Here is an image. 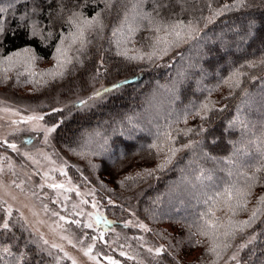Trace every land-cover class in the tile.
<instances>
[{"label": "trees", "instance_id": "trees-1", "mask_svg": "<svg viewBox=\"0 0 264 264\" xmlns=\"http://www.w3.org/2000/svg\"><path fill=\"white\" fill-rule=\"evenodd\" d=\"M39 2L42 0H0V7L14 5L4 15L16 19L22 12L29 11L34 3ZM164 2L169 6L162 9L157 16L154 11L156 0H118L108 10H105L103 0H88L86 7L83 6L82 0H64L68 7L74 3H81L82 6L75 10L82 12L87 19H92L97 12L101 13L100 20L104 27L101 30L97 26L85 33L90 43L85 48L73 52L74 60L67 66L62 77L49 82V85L41 90L26 84L27 93L38 96L46 90L50 91L53 86H74L77 80L79 82L75 86L84 85L89 73L101 68L103 61L111 73L122 76L125 74L128 75L125 78L135 80L122 85L120 90L123 91L122 94H112L105 103L95 108L96 110L91 108L77 110L64 117V123L54 135L55 146L58 149H65L67 153L72 150L78 151L79 148L85 147L87 136L97 137L92 149L98 151L99 146L104 145L106 152L95 158L99 163L95 170L97 178L109 186L113 185L115 190L134 197L139 201L140 208L141 205L148 206L152 197L160 195L169 186L170 180L177 178V175L173 177V166H176V174H179V170L189 163L190 158H192L190 162L198 166L197 170L203 168L207 172L217 173L214 174L215 180L212 183L208 182L202 194L209 193L210 190L215 192L218 188L223 189L233 184L245 187L246 179L255 173L259 179L250 181L253 184L250 196L260 197L264 194V171H258L264 169V65H260V61L264 60V0H244L243 6L235 7L216 17L212 23L207 24V27L201 17H210L213 15L212 9H219L225 3L235 4L237 0H180V3H176V0H164ZM45 7L47 8V5ZM55 9L56 5L53 4L49 12H54ZM125 9L129 10L130 15H136L137 20L140 16L150 14L157 19L162 18L167 23H174L177 20L185 24L192 22L199 29V35L191 39L180 51L179 47L172 48L159 63L128 60L116 54L111 42L112 30L120 23V17L123 16ZM49 12L38 17L45 25L49 24L48 19H45ZM50 28L54 33L53 38L47 41L46 46L41 45L35 49L38 57L36 64L41 69H45L53 59L56 45L62 35L75 31V28L69 25L61 26V22L52 24ZM153 35V29L148 22L141 21L138 30L131 37L130 45L148 52L151 50L147 47L149 38ZM26 43L23 35L15 40L9 39L0 48V64L12 50L19 49ZM248 62H255L257 67H242ZM237 69L247 75L233 77V80L239 79L240 86L230 88L224 81ZM252 77L257 79L253 81ZM158 83L164 86L173 85L176 96L167 94L170 97L168 96L166 101L164 116L156 118L151 132L133 130L137 124H141L143 115L144 119L147 117L145 107L148 95ZM202 105H207L208 110H202ZM197 112L200 115H196ZM201 116H206V119L202 120ZM169 124L178 126V129L192 128L197 131L203 126L208 131L200 135L197 132L189 133L187 136L180 135L175 141V147L189 141L202 143L194 144L187 156L175 161L168 169L158 170V174L151 176L147 174L131 176V172L151 169L163 162L165 154L157 155L156 150L150 149L149 145L156 142L157 130L163 131ZM213 138H218V141L215 145H210L209 141ZM77 151L76 154L82 159L88 157L78 154ZM154 175L159 178L157 183L152 185V180L157 179ZM121 181L122 183H119ZM116 197L121 199L117 194ZM191 203L190 200H184L179 206H182L181 208L169 211L171 213L163 211L161 223L175 222L177 226L175 233L159 228V233L165 235L171 243L164 254L168 260L163 259L160 264H170L171 257L168 256H175L176 250L180 252L200 250L201 264H207L215 256L214 252L209 251L212 240L202 235L200 231L204 224L201 213L209 206L195 207L194 210ZM187 206H190L192 211L185 217L181 211L188 210ZM226 211L223 207L222 214H226ZM215 213L222 220V215L217 211ZM12 231L20 237L18 244L23 248L24 241L30 239L28 233H22L19 227L13 228ZM244 235L231 239V244L234 245L240 239L244 240L246 238ZM6 242H12L11 235ZM24 250L34 260L36 259L34 246ZM12 251L16 252L17 249L13 247ZM241 258L244 259V264H264V229L261 236L258 234L257 239L243 250ZM11 259L4 254L0 264H7ZM43 264L55 263L52 257L45 254Z\"/></svg>", "mask_w": 264, "mask_h": 264}, {"label": "rangeland", "instance_id": "rangeland-1", "mask_svg": "<svg viewBox=\"0 0 264 264\" xmlns=\"http://www.w3.org/2000/svg\"><path fill=\"white\" fill-rule=\"evenodd\" d=\"M134 16L136 17V15H130L129 13V19L124 24L123 31L118 33L116 37L112 35L111 42L115 47L116 54L118 49L115 40L121 41L120 51H124L125 48L132 50L129 51V55L135 54V50L138 49L130 45L132 41L131 37L136 31L129 32V25L133 28H138L139 23H141V21L137 23L139 19L134 21L132 19ZM70 32L72 31L66 32L62 37L68 36ZM190 40L181 43L178 46V51L182 50ZM125 41H127V43H125ZM78 46H80L79 43L73 45L71 50L72 53H68L72 60H74L75 56L73 52L77 51ZM172 59L173 57L171 60ZM159 61L160 60H156L154 62L159 63ZM54 64V59L51 60L45 69L38 68L36 60L29 64L15 63L10 66L9 62L4 59L0 64V201H6L5 207L11 205L13 209H19L20 212H23L30 228L33 230L38 228L39 232L44 234L50 244L57 243L62 245L64 251L73 257L77 264H108V261L104 259L105 256H111L119 260L121 264H160L163 259L168 260L164 254L155 256L154 252L152 255L147 252L148 248H153V250H155V248L164 246L167 250L168 247L171 246L167 237L159 233V228L167 229L170 233H175L177 224L168 221L161 223L163 220L161 219L163 217V211L166 213L181 208L182 206H179L184 200H190L192 202L191 205L194 206V210L195 207L207 208L204 200L207 196L212 195L213 192L210 190L209 193L202 194V191L207 188L208 182L211 181L212 183L215 180L214 174L217 173L207 172L203 168L197 170L198 166L196 167L193 162H190L192 161V158H190L189 163L179 170V174H176V166H173V177L177 175V178H172L169 186L164 189L160 195L156 194L152 197V201H150L148 206L143 207L141 205L140 208L139 201H136L134 197L115 190L113 185L109 186L106 182L97 178L95 170H97L96 168L99 163L95 158L106 153L104 145L99 146L100 148L98 151L92 149L96 144L97 137L87 136L85 147H81L82 149L79 148L78 151L72 150L67 153L65 149L60 150L55 146L54 135L57 130L50 135L49 142L45 144L43 135L38 131L31 130L33 129V125L36 124L35 121L29 123H12V121H21L23 117L29 115H44L45 113L51 112L52 108L63 109L62 112L57 113L55 116L45 117L47 125L51 126L52 123L67 117L70 113L89 108L97 109V107L105 103L107 98L112 94L120 95L123 93V91H120L122 89L121 87L105 93L101 98L89 99L95 91L111 87L112 84L120 83L125 80L128 82L135 80L130 77L125 78L128 76L125 74L123 76L115 75L110 72L111 70L109 68L102 64L101 68L94 69V71L89 73L84 85L82 84L79 87L75 86V84L79 82L77 80L74 86L71 87L58 85L53 86L54 88L52 87L50 91L46 90V92L38 94V96L28 94L26 84L41 90L46 88L49 82L55 81L61 77L56 76L53 78L46 74V70L52 69ZM5 69L8 70L5 71ZM63 71H65V69ZM32 73H41L42 75L33 76ZM122 85L124 84H121V86ZM167 94L170 96L174 94V96H176L175 87L173 85L164 86V84L158 83L151 94L148 95L149 99L145 107L147 117L144 119L143 115L141 124H137L133 130L151 132L154 128L153 123L157 121L156 118H163L164 116L166 101L170 97L169 95L168 97ZM150 98L158 100L151 101ZM81 100H85L87 103L85 105H80ZM145 120L148 122H145ZM160 122H162V119ZM39 123L44 124L45 122L40 121ZM172 127L173 129H178V126ZM4 140H7L8 143H15L17 145V150L13 151L8 148L7 145H4ZM180 147L181 146H177V148ZM76 151L78 154L84 156L88 155V157L82 159V157L76 154ZM188 154L189 149L178 151L173 157L172 162L168 164L165 169H168L175 161H179L178 159L181 157L183 159ZM29 157H31V159H29ZM53 161H55V163H52ZM54 168L66 171L67 177L60 175L59 171L55 173L50 172V169ZM151 169H156V166ZM44 172H49L50 177L54 176L55 182L65 183L66 187L74 185L79 186V191L85 194L83 198L87 199L89 204H81V197L77 196L75 192L65 193V195L70 197V200L67 202V211H64L60 204L51 203L50 198L55 196L54 190L46 187L41 190L37 187L43 182L42 175ZM201 172L211 176L212 179H203L202 181L195 180L194 177L201 175ZM37 173H39V175ZM130 174L131 176H135L136 174L146 173L144 170H137ZM153 174H158V170ZM69 177L71 178L70 184L68 183ZM154 177L157 179L156 181L152 180V185H155L159 178L157 175H154ZM85 178L87 179L85 180ZM49 182L53 181L50 179ZM16 185H21V187L18 188ZM90 191L94 193L92 196L87 195ZM33 192H36L37 196L43 198L42 202L48 204L50 210L59 211L61 215L66 216L69 220L81 219L85 222H89L90 220L87 216L75 217L71 215L72 204H76L79 206L76 211L83 209L85 212H99L105 220L111 221L112 223H101L97 226L94 223V218H92L91 222L94 223V228L82 229L77 228L73 224L65 223L64 221L57 222L56 217H51L50 213L46 214L43 211L41 199H38L37 196H33ZM45 194H47V196H45ZM116 194L121 196V199H118ZM258 198L259 196H250L247 198V210H237L236 216L231 217L232 220H247L253 208L257 206ZM93 199L98 201V207L96 209L91 207V201ZM109 199L113 201L112 205L108 204ZM61 200H63V197H61ZM222 208V204H218L214 206L213 210L222 215V220L220 221L227 225L230 213L222 214ZM191 211L192 208L189 206L188 210L185 209L181 211V213L186 217L190 215ZM33 212L38 215L34 216L32 214ZM15 215L16 213L14 212V216ZM40 220H43L44 223H38ZM128 221H132L133 223L128 224ZM261 221H264V215H261L251 228L244 229L242 234L238 232L234 237H240L245 234L244 237L246 238L244 240L240 239L232 245L230 241L234 238H229L227 243L231 246L226 250L218 248L221 255L218 257L215 254L213 259L207 262V264H235L234 261L229 260V257L234 253L238 255L240 264H244L245 261L241 258L244 249L239 250V246L246 243L253 235L258 236L259 234V236H261V232L264 229V223H261ZM136 222L144 223L150 231H143L136 227ZM259 224L261 225L258 227ZM220 231L222 232L223 229ZM83 232H87L89 237L93 235L99 236L100 233H103L106 243L97 240L91 253L92 256L96 257L95 260L90 259L84 254L88 246L93 244V241L90 238L83 237ZM36 235L38 236L39 233H36ZM62 236H67L73 243L69 244L67 240L61 239ZM134 237H142V239H134ZM31 238L32 237H30V239ZM221 239H223V237H221ZM81 240L83 241L82 243L80 242ZM73 245H75V247ZM120 251H125L129 255L135 256L136 259L127 260L125 257H121L119 255ZM52 252V260L56 264L55 257L57 255L63 257V253H60L57 249H53ZM200 254L201 251L198 249L187 250L185 252L176 250L175 256H168L171 257L169 263L201 264L199 259ZM62 262L71 264V261L67 259H62L60 264Z\"/></svg>", "mask_w": 264, "mask_h": 264}, {"label": "snow or ice", "instance_id": "snow-or-ice-1", "mask_svg": "<svg viewBox=\"0 0 264 264\" xmlns=\"http://www.w3.org/2000/svg\"><path fill=\"white\" fill-rule=\"evenodd\" d=\"M105 10L111 9L113 7L114 2H118V0H103ZM83 6L88 5V0H82ZM176 3H180V0H176ZM244 0H237L235 4L225 3L219 9H212L213 15L210 17H201L205 20V27L207 24H210L214 21V19L218 16L223 15L225 12L231 11L235 7L243 6ZM56 5V9L54 12H49V9L52 8V5ZM47 5V8L45 7ZM14 5L10 4L9 7H0V48L3 45L11 40H15L18 36L23 35L27 43L19 49L12 50L10 55L4 57L6 61L9 62L10 66L15 63H24L29 64L32 61H35L38 57L35 55V49L41 45L47 44V41L53 38L54 33L51 30L50 26L56 22H61V26L64 24L69 25L70 27L75 28L74 32H70L68 36H63L59 39V43L56 45L55 53L53 54V59L55 60V64L52 69L46 70V74L55 78L56 76H63L64 69L67 68L68 65L72 64V58L68 55L69 51H71L72 46L79 43L80 49L85 48L90 41H88L85 33L94 30L97 26L102 30L104 27L102 21L100 20L101 13L97 12L92 19H87L83 16V13L80 11H76L75 9H79L82 5L81 3H74L71 7H68L64 4V0H42V2L34 3V6L29 10L22 12L18 18L13 19L11 17H6L4 14L8 12L10 7ZM169 5L164 2V0H156V6L154 7V11L159 16L160 11L162 9L167 8ZM134 7H138V5H134ZM209 8L211 5L209 4ZM49 12V15L45 17L48 19L49 24L45 25L42 23L38 17H40L43 13ZM15 15V14H13ZM138 15V14H137ZM118 17H120V13L118 12ZM129 19V10L125 9L123 11V16L120 17V23L113 28L112 35L116 37L118 33L123 31L124 24ZM134 21H137V17L132 18ZM146 20L148 25H150L153 29L154 35L149 38V43L147 47L151 49L149 52H143L140 49L135 50V54L129 55L130 49L125 48L124 51H120L121 41L115 40L116 47L118 49L117 55H122L128 60H147L149 62H154L156 60L162 59L164 56H167L172 48L178 47L181 43L186 42L190 39H195L196 36L199 35V29L192 23L188 22L185 24L183 21L177 20L174 23L164 22L163 19H157L156 17L149 15L140 16L139 21ZM138 28H133L129 25V32L137 31ZM160 33H163L161 35ZM34 42V43H33ZM111 43V42H110ZM127 43V41H125ZM39 59H43V57H39ZM103 61H101V65ZM260 65H264V60L260 61ZM255 68L257 64L255 62H248L246 65H242V67ZM59 69V71H58ZM8 69H5L7 71ZM33 76L42 75L41 73H32ZM247 73L241 72L239 69L233 73L224 83L228 84L229 87H239L240 81L239 79L233 80V77H241L245 76ZM253 81L257 78L252 77ZM232 81V83H229ZM128 81H122L120 83L112 84L111 87L103 88L102 90H97L93 93L89 99L101 98L105 93L114 91L121 87V84H126ZM87 101L81 100L80 105H85ZM202 110H208L207 105L201 106ZM63 109L52 108L51 112L45 113L44 115H29L23 117L21 121H12V123H29L35 121L36 124L33 125V129L38 131L44 137V143L47 144L49 142L50 135L55 132L63 123V119L57 120L52 123L51 126L47 125V121L45 120L46 116H55L57 113L62 112ZM222 111V109H221ZM196 115H200L199 112ZM201 119H206V116H201ZM40 121H44V124H40ZM185 123H187V117H185ZM208 129L200 127L197 131L192 128H184V129H173L172 125L169 124L167 128L163 131L157 130L156 133V142L149 145L150 149H155L156 154L160 155L164 153L163 162L156 165V169H145L144 172L151 176L156 170H163L168 164L172 162L173 157L178 151L182 149H191L194 144H201L202 141H189L187 144H182L180 148L175 147V141L180 135L187 136L189 133L197 132L198 135L207 132ZM218 141V138H213L209 141L210 145H215ZM4 145H7L8 148L13 151L17 150V145L15 143H8L7 140L3 141ZM27 155V154H25ZM207 155V154H206ZM31 159V157H29ZM52 163H55L53 161ZM60 175L67 177V172L62 171L60 169H50V172L55 173L58 172ZM258 171H264V169H260ZM39 175V173H37ZM139 175V174H137ZM53 182H49V180ZM87 178H85L86 180ZM195 180L202 181L203 179L211 180L212 177L207 175L204 172H201V175L195 176ZM259 177L253 173L251 177H248L245 181V187H241L239 185H229L224 187L223 189H217L212 195L207 196L204 200V203L209 207L203 213H201V217L204 219V224L201 226V234L206 235L212 240V247L209 251L214 252L218 257L221 255L218 248L226 250L231 245L227 243L229 238H234L236 234L243 233L244 229L251 228L253 224L260 218L261 215H264V194H262L257 200V206L253 208L251 211V215L247 220L244 221H234L232 220V216L236 215L237 210H247V197L251 195L250 189L253 187V184L250 181H257ZM43 182L40 183L37 187L43 190L45 187L51 190H54L55 196L51 197V203L60 204L64 211H67L68 204L67 202L70 200L68 195L65 193L75 192L77 196L81 197V204L87 205L89 201L84 199V193L79 191V186H71L66 187L65 183L55 182L54 176L50 177L49 172H44L42 175ZM15 183V182H13ZM68 183H71V178H68ZM119 183H122L119 182ZM16 187H21V185H16ZM248 189V190H246ZM33 196H37L36 192L32 193ZM94 193L92 191L88 192V196H92ZM47 196V194H45ZM63 197V200H61ZM38 199H41L43 211L48 214L50 213L51 217H56L57 222L64 221L65 223H70L75 225L77 228L82 229H93L94 223L95 225L109 224L111 221H107L103 218V216L99 212H85L83 209L76 211L79 207L76 204H72V212L71 215L75 217H84L87 216L90 218L89 222L82 221L81 219H71L69 220L66 216L61 215L59 211H53L49 209L48 204L43 203V198L37 196ZM108 204L112 205L113 201L108 200ZM222 204L223 207L227 210L226 214L230 213L228 223L225 225L220 221V218L216 216L214 206ZM6 201H0V261H3L4 254L11 257V261L7 262V264H43V256L46 254L49 257L53 256V249H57L60 253H63V257L57 255L55 257L56 264H60L62 259H67L71 261V264H77L76 260L71 257L67 252L64 251L62 245L57 243H51L48 239L45 238L42 232H39V229H32L28 225V221L24 216L23 212H20L19 209H13L11 205H7ZM91 207L96 209L98 207V201L92 200ZM14 212L16 215L14 216ZM34 216L38 215L37 213H32ZM94 218V223L91 222V219ZM38 223L43 224L44 221L40 220ZM132 221H128V224H132ZM264 223V221H261ZM127 226V225H126ZM135 226L142 229L143 231H150L147 225L142 222H136ZM19 227L22 233H28L31 239H26L23 243V248H21L18 244L20 237H17L15 233L12 231L13 228ZM223 229L221 232L220 230ZM36 233H39L37 236ZM11 235L12 242L7 243L6 240ZM83 237L90 238L93 241V244L89 245L87 250L84 252L86 256L90 259L95 260L96 257L92 256L91 253L93 248L95 247V242L97 240L104 241L103 233H100L99 236H91L89 237L87 232L82 233ZM223 237V239H221ZM61 239L67 240L69 244H72V240L67 236H62ZM134 239H142L135 238ZM257 239L256 235L251 236L246 243L241 244L239 246V250L246 249L249 245L253 243ZM219 241V242H218ZM83 242L82 240L80 241ZM106 243V241H104ZM199 243V241H198ZM30 246H34L36 248L34 260L33 257H30L28 253L24 250L29 248ZM75 247V245H73ZM15 247L17 249L16 252H13L12 249ZM123 247V246H121ZM238 250V251H239ZM147 252L152 255L154 252L155 256H161L167 252L164 246H160L158 248H148ZM119 255L121 257H125L127 260H135L136 257L129 255L125 251H120ZM105 260L108 261V264H121L119 260L114 259L111 256H105ZM229 260L234 261L235 264H240V260L238 259V255L234 253L229 257Z\"/></svg>", "mask_w": 264, "mask_h": 264}]
</instances>
